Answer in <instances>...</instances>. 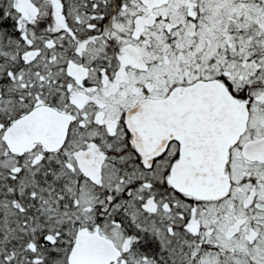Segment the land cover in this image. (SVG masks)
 I'll return each mask as SVG.
<instances>
[{
	"label": "snow or ice",
	"instance_id": "1",
	"mask_svg": "<svg viewBox=\"0 0 264 264\" xmlns=\"http://www.w3.org/2000/svg\"><path fill=\"white\" fill-rule=\"evenodd\" d=\"M0 264H264V0H0Z\"/></svg>",
	"mask_w": 264,
	"mask_h": 264
}]
</instances>
